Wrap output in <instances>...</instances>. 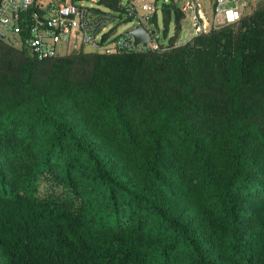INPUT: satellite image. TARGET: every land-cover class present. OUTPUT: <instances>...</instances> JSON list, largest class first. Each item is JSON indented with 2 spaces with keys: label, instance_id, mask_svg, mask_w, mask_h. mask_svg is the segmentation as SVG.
Masks as SVG:
<instances>
[{
  "label": "trees",
  "instance_id": "trees-1",
  "mask_svg": "<svg viewBox=\"0 0 264 264\" xmlns=\"http://www.w3.org/2000/svg\"><path fill=\"white\" fill-rule=\"evenodd\" d=\"M158 14L159 51L0 37V264H264V0L179 45L177 0Z\"/></svg>",
  "mask_w": 264,
  "mask_h": 264
},
{
  "label": "built area",
  "instance_id": "built-area-1",
  "mask_svg": "<svg viewBox=\"0 0 264 264\" xmlns=\"http://www.w3.org/2000/svg\"><path fill=\"white\" fill-rule=\"evenodd\" d=\"M88 1L91 3L87 4ZM34 4L35 0H0V31L16 35L19 39L23 38L31 55L39 61L82 47L103 54L131 50L159 51L167 48L159 42L161 35L152 22L153 14L158 12L157 0H122L121 15L97 10V0L58 1L47 8L46 15L42 13L39 16L32 12L29 25L23 28L19 16ZM187 5L193 8L191 3ZM246 5H249L248 0H214L215 12L222 13L226 21L237 19L240 8ZM9 8L11 12L8 11ZM123 19L135 20V23L145 28L149 35V47L133 48L132 38L124 33L117 34L115 30L103 37L111 27L118 25ZM61 42L65 43L66 51L59 53Z\"/></svg>",
  "mask_w": 264,
  "mask_h": 264
},
{
  "label": "crops",
  "instance_id": "crops-1",
  "mask_svg": "<svg viewBox=\"0 0 264 264\" xmlns=\"http://www.w3.org/2000/svg\"><path fill=\"white\" fill-rule=\"evenodd\" d=\"M58 1H64V0H36V4L40 5V8L43 9L42 12L45 13L46 15L47 8L51 4ZM162 1L168 2L169 0H157L158 7H159V3ZM177 2L184 16L181 19L180 32L174 41L176 45L185 43L187 40H189L192 36L196 35L197 33L201 31H206L211 27H216L225 20L222 13L215 12L214 0H177ZM188 3H191L193 5V8L190 5L188 6L187 5ZM249 3L250 0H248V4ZM8 11L11 12V8H9ZM170 25L172 26V34H173L174 27L172 23ZM117 27L118 26L115 27V31Z\"/></svg>",
  "mask_w": 264,
  "mask_h": 264
},
{
  "label": "rangeland",
  "instance_id": "rangeland-1",
  "mask_svg": "<svg viewBox=\"0 0 264 264\" xmlns=\"http://www.w3.org/2000/svg\"><path fill=\"white\" fill-rule=\"evenodd\" d=\"M256 0H252L250 1V3H252L251 7H248L247 5L246 6H243L241 7L240 9V14L241 13H249L252 8H253V5L255 4ZM91 3L90 1L87 2V4ZM226 20H224L221 24L225 23ZM133 24H135V20H132V19H123L119 24H118V27L116 29V33L117 34H123L125 30H127L128 28H130ZM220 24V25H221ZM158 27L156 28L157 31L160 33V40L159 42L162 43V44H167L168 42V38L169 36H171L172 34V26L169 25V29H168V32H167V35L166 37L163 36V32H162V29H163V24H162V19H161V15L158 14ZM6 35L11 39V44H13L15 47L17 48H20L21 47V41L19 40V38L16 36V35H13L11 33H6ZM85 51H89L90 49L89 48H84ZM66 51V45L64 42H61L60 45H59V50L58 52L59 53H62V52H65ZM62 192H63V188L62 186L56 182L55 180H52L50 178H47L45 181H43L40 185H38L37 187V193L39 196L43 197V196H47L49 194H53L55 197L59 196V195H62Z\"/></svg>",
  "mask_w": 264,
  "mask_h": 264
},
{
  "label": "water",
  "instance_id": "water-1",
  "mask_svg": "<svg viewBox=\"0 0 264 264\" xmlns=\"http://www.w3.org/2000/svg\"><path fill=\"white\" fill-rule=\"evenodd\" d=\"M124 34H127L132 38L133 48H136L137 46L149 47L150 45L149 35L145 28L139 23L133 24L130 28L124 31ZM0 37L9 43H12L11 39L1 31Z\"/></svg>",
  "mask_w": 264,
  "mask_h": 264
},
{
  "label": "snow or ice",
  "instance_id": "snow-or-ice-1",
  "mask_svg": "<svg viewBox=\"0 0 264 264\" xmlns=\"http://www.w3.org/2000/svg\"><path fill=\"white\" fill-rule=\"evenodd\" d=\"M231 15V14H230Z\"/></svg>",
  "mask_w": 264,
  "mask_h": 264
}]
</instances>
